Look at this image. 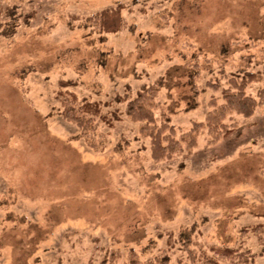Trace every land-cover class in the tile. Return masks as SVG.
Here are the masks:
<instances>
[{
	"label": "rangeland",
	"instance_id": "1",
	"mask_svg": "<svg viewBox=\"0 0 264 264\" xmlns=\"http://www.w3.org/2000/svg\"><path fill=\"white\" fill-rule=\"evenodd\" d=\"M119 3V31L84 21ZM245 71L262 75L246 89L256 96L264 0H0V264H100L114 253L126 264L131 251L191 264L188 231L264 264V103L228 114L227 137L213 140L205 125ZM153 83L158 123L169 116L181 143L163 160L127 102H114ZM61 89L121 119H96L85 138L63 117Z\"/></svg>",
	"mask_w": 264,
	"mask_h": 264
},
{
	"label": "trees",
	"instance_id": "2",
	"mask_svg": "<svg viewBox=\"0 0 264 264\" xmlns=\"http://www.w3.org/2000/svg\"><path fill=\"white\" fill-rule=\"evenodd\" d=\"M124 8L125 5L119 3L115 7L104 8L86 17L84 21L89 22L90 26L101 32L114 33L119 31L125 24L122 13ZM10 13L13 14L14 11H10ZM13 22H15V19ZM12 31H14V28ZM198 74L199 72L196 71L192 77L196 94L198 91L195 77ZM261 78L262 75L259 72L245 71L241 76L229 79V88L223 90L224 103L217 105L214 99L212 102L214 108L206 116L205 125L208 127L213 140L219 137H227L233 132V127L225 122L228 114L236 112L244 116H250L260 104L264 103V87L258 90L256 96L248 95L246 92L251 83ZM71 83V81L66 80L60 81L63 88L68 87ZM208 86L217 88L219 85L210 81ZM161 88V83H153L138 90L133 97L126 94L117 95L114 99L116 103L127 102L125 114L138 122L140 132L150 138L152 157L156 160L171 157L181 147L180 139L175 136L176 128L170 123V117L167 116L161 123H158L155 107L156 97ZM58 99L63 106V117L80 128L81 135L85 138H89L95 132L96 119L109 126H113L115 121L121 119V111L114 110L111 113H104L101 102L88 99L79 100L77 94L73 91L61 89L58 93ZM202 125L201 122L193 124L188 133L190 136L189 146L196 143L194 133ZM182 238L187 247L191 264H250L255 260V254L250 249L242 250L240 247L227 244H212L204 247L202 243L191 238V231L184 232ZM195 245L199 249L195 248ZM116 259L117 253H114L111 259H103L100 264H114ZM170 259V255L164 253L143 261L135 251H131L126 264H170Z\"/></svg>",
	"mask_w": 264,
	"mask_h": 264
}]
</instances>
